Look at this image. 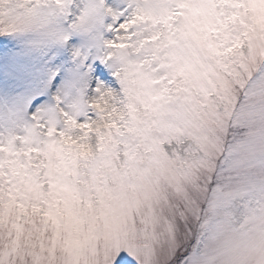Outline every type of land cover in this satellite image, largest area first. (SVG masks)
Listing matches in <instances>:
<instances>
[{"label":"snow or ice","instance_id":"obj_1","mask_svg":"<svg viewBox=\"0 0 264 264\" xmlns=\"http://www.w3.org/2000/svg\"><path fill=\"white\" fill-rule=\"evenodd\" d=\"M0 264H264V0H0Z\"/></svg>","mask_w":264,"mask_h":264}]
</instances>
